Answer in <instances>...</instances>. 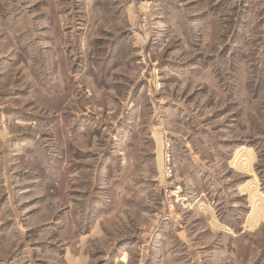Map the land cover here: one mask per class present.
I'll use <instances>...</instances> for the list:
<instances>
[{
    "label": "rangeland",
    "instance_id": "rangeland-1",
    "mask_svg": "<svg viewBox=\"0 0 264 264\" xmlns=\"http://www.w3.org/2000/svg\"><path fill=\"white\" fill-rule=\"evenodd\" d=\"M0 264H264V0H0Z\"/></svg>",
    "mask_w": 264,
    "mask_h": 264
}]
</instances>
